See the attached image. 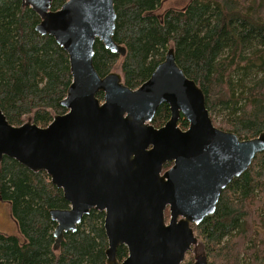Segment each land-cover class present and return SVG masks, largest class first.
Instances as JSON below:
<instances>
[{
	"label": "trees",
	"instance_id": "trees-1",
	"mask_svg": "<svg viewBox=\"0 0 264 264\" xmlns=\"http://www.w3.org/2000/svg\"><path fill=\"white\" fill-rule=\"evenodd\" d=\"M67 1L54 0L53 11ZM166 1L115 0L114 41L126 55L97 40L98 74L117 72L136 90L174 49L178 66L204 92L214 125L240 140L259 137L264 133V0H191L181 10L158 14ZM40 23L22 0H0V109L17 127L31 120L46 128L68 112L61 102L73 80L69 55L53 37L38 33ZM97 97L104 101L103 93ZM170 118L164 104L152 125L162 128ZM179 126L186 130L189 124L183 119ZM0 201L10 205L25 237L22 244L0 232V264H107L104 212L92 210L55 249L58 224L51 211L68 210L70 203L46 172L4 157ZM192 228L198 246L182 264H194L196 252L208 264H264V153L222 193L216 212ZM128 255L126 246L118 248L119 262Z\"/></svg>",
	"mask_w": 264,
	"mask_h": 264
},
{
	"label": "water",
	"instance_id": "water-1",
	"mask_svg": "<svg viewBox=\"0 0 264 264\" xmlns=\"http://www.w3.org/2000/svg\"><path fill=\"white\" fill-rule=\"evenodd\" d=\"M22 1L41 18L38 33L68 53L73 80L61 102L68 112L46 128L31 120L13 126L0 109V162L8 157L44 171L63 190L70 208L51 211L55 249L97 210L105 213L107 264H182L198 246L192 225L213 215L222 193L264 153V133L240 140L217 128L204 92L178 66L174 49L136 90L117 72L102 78L94 67L97 40L126 55L114 41L115 0H68L58 11L54 0ZM164 104L171 118L156 128ZM183 119L187 130L179 126ZM122 246L129 255L119 262ZM195 258L194 264H208L197 252Z\"/></svg>",
	"mask_w": 264,
	"mask_h": 264
},
{
	"label": "rangeland",
	"instance_id": "rangeland-1",
	"mask_svg": "<svg viewBox=\"0 0 264 264\" xmlns=\"http://www.w3.org/2000/svg\"><path fill=\"white\" fill-rule=\"evenodd\" d=\"M190 2L191 0H167L158 11V14H162L169 9L181 10L187 7ZM0 232L8 236L17 237L22 244L25 243V237L21 234L12 217L10 205L3 201H0Z\"/></svg>",
	"mask_w": 264,
	"mask_h": 264
},
{
	"label": "flooded vegetation",
	"instance_id": "flooded-vegetation-1",
	"mask_svg": "<svg viewBox=\"0 0 264 264\" xmlns=\"http://www.w3.org/2000/svg\"><path fill=\"white\" fill-rule=\"evenodd\" d=\"M187 130V129H186ZM165 171V170H164Z\"/></svg>",
	"mask_w": 264,
	"mask_h": 264
}]
</instances>
